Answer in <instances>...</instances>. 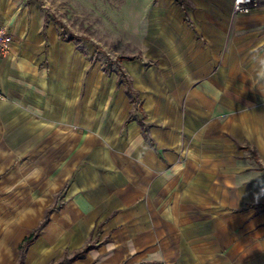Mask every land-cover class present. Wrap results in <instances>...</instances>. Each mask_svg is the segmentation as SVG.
Segmentation results:
<instances>
[{
  "label": "crops",
  "instance_id": "0c3cea01",
  "mask_svg": "<svg viewBox=\"0 0 264 264\" xmlns=\"http://www.w3.org/2000/svg\"><path fill=\"white\" fill-rule=\"evenodd\" d=\"M233 3L149 4L108 81L31 0H0V191L14 156L40 178L0 264L54 207L24 264H264V7Z\"/></svg>",
  "mask_w": 264,
  "mask_h": 264
},
{
  "label": "rangeland",
  "instance_id": "374dc122",
  "mask_svg": "<svg viewBox=\"0 0 264 264\" xmlns=\"http://www.w3.org/2000/svg\"><path fill=\"white\" fill-rule=\"evenodd\" d=\"M42 11L46 21L57 25L60 33L72 41L78 50L89 56L94 64L111 81L119 76V59L131 52L125 43L128 35L134 33L142 22V16L149 4L155 0H31ZM262 1V3H261ZM264 0H256L253 8L264 7ZM233 5H235V0ZM251 9V11H252ZM250 11V12H251ZM137 32V31H136ZM15 157V164L6 171L5 191H0V256L12 257L13 248H18L20 236L18 211L27 209L32 202L35 183L40 178L38 171L20 169L18 162L27 160ZM63 198L59 200L62 203ZM59 252L53 257H59Z\"/></svg>",
  "mask_w": 264,
  "mask_h": 264
},
{
  "label": "trees",
  "instance_id": "16d2710c",
  "mask_svg": "<svg viewBox=\"0 0 264 264\" xmlns=\"http://www.w3.org/2000/svg\"><path fill=\"white\" fill-rule=\"evenodd\" d=\"M74 39H75V37L71 36L68 39V41H73ZM120 81L126 85L128 96L130 97V99H131L132 103L135 105V107H138L139 101L137 98V93L131 88V86H130L129 82L127 81L123 72H121ZM130 120H132V117L130 118ZM141 125H142V127L144 126L143 123H141ZM146 137H147V135H146ZM262 208H264V205L262 206ZM55 209H56V207H54L52 210L47 211L46 215H45V219L42 222V224L37 229H35L34 232L21 243V245L19 247V252H20L19 253V264H24V260H25L28 248L39 238L40 232L48 225V223L50 221L49 217ZM92 248H93L92 246H86L82 251H78L73 256L72 259L65 260L59 264H71L72 262H75V261L83 258Z\"/></svg>",
  "mask_w": 264,
  "mask_h": 264
},
{
  "label": "built area",
  "instance_id": "2783aa9c",
  "mask_svg": "<svg viewBox=\"0 0 264 264\" xmlns=\"http://www.w3.org/2000/svg\"><path fill=\"white\" fill-rule=\"evenodd\" d=\"M256 0H235V13H250ZM262 3V1H261ZM11 33L8 28L0 26V61L7 58L11 51Z\"/></svg>",
  "mask_w": 264,
  "mask_h": 264
}]
</instances>
